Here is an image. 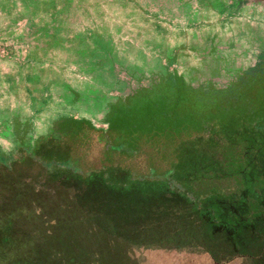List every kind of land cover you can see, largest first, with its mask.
Listing matches in <instances>:
<instances>
[{
    "label": "crops",
    "instance_id": "crops-1",
    "mask_svg": "<svg viewBox=\"0 0 264 264\" xmlns=\"http://www.w3.org/2000/svg\"><path fill=\"white\" fill-rule=\"evenodd\" d=\"M262 9L251 0H0V149L65 118L98 127L105 107L139 85L245 73L264 55Z\"/></svg>",
    "mask_w": 264,
    "mask_h": 264
},
{
    "label": "trees",
    "instance_id": "trees-1",
    "mask_svg": "<svg viewBox=\"0 0 264 264\" xmlns=\"http://www.w3.org/2000/svg\"><path fill=\"white\" fill-rule=\"evenodd\" d=\"M254 70L249 69L246 73ZM259 73L262 74L261 71ZM168 83L170 92L166 95L156 87L153 90L144 89L137 95L139 99H149L150 104L136 102L130 106V103L117 101L111 105L106 118L109 124L107 129L95 127L84 120L65 118L54 123L44 135L20 140L9 153L0 149L1 258L12 260L17 256L21 260L32 261L30 264L35 263L33 259H39V248L30 246L28 242V237L31 239L29 232L31 228H37L38 221L44 222L50 207L68 208L69 212L79 210L85 221L106 233L105 242L111 247L108 250L113 257L125 251L129 256L131 253L138 254V250H154L159 252V257L164 256L165 252L180 253V246L175 242L159 241L162 238H180L182 232H177L175 227L163 231L165 221L161 226L162 217L145 215L140 209L137 210L145 206L144 197L147 195L138 198L144 190L128 185L127 180L133 173L126 169L119 170L123 178L118 183L110 176V166L104 163L109 162L115 153H131V159L147 170L151 167L145 161L148 148L165 145L168 150L164 164L166 174L172 176L183 168L185 160H193L196 149L198 153L205 152L200 165L208 164L204 160L209 156L217 166L233 163L248 168L247 175L234 170L223 172L220 175L224 179L233 180L239 176L244 185L253 183V180L260 181L259 177L264 181V97L260 100L259 109L255 108V102L248 100L237 108L234 103H225L221 112L209 115L207 121L200 120L195 126L192 125L191 114L178 112L180 102L186 101L185 89L189 87L184 86V82L178 78ZM260 92L263 95L264 88ZM244 93L251 99L258 92L254 95L246 90ZM165 102L168 104L164 105ZM94 144L101 149L99 158L94 157L102 162L100 170H80L83 151ZM88 176L90 179L85 181L84 178ZM242 188L236 198L242 203L237 206H241L244 213L249 215L250 204L256 197H250L245 186ZM261 199L256 203L263 205L264 197ZM59 215L65 214L62 212ZM59 215L55 217L56 223L73 224L75 216H67L66 220V217ZM263 216L262 213L256 215L247 229L258 231L260 247L264 248ZM19 226L23 228L24 235H28L20 237L19 244H14V235L5 237L3 230ZM154 227L160 228L152 231ZM64 229L61 233L67 240L78 237L77 232ZM113 241L118 244V252L114 249ZM72 257L74 254L68 259L74 260ZM119 263L123 264L121 261ZM139 264H143L142 261ZM160 264H175V261L161 259Z\"/></svg>",
    "mask_w": 264,
    "mask_h": 264
},
{
    "label": "rangeland",
    "instance_id": "rangeland-1",
    "mask_svg": "<svg viewBox=\"0 0 264 264\" xmlns=\"http://www.w3.org/2000/svg\"><path fill=\"white\" fill-rule=\"evenodd\" d=\"M251 1L264 5V0ZM262 12H264V9H262ZM254 68L256 70L252 72L246 73V71L228 79H216L215 82L211 81L201 86H189L188 89H185L186 99L184 100L186 101L180 102L178 112L180 114H191L192 125L196 126L200 120L207 121L209 115H217L225 108V103L228 102L234 103L237 108L245 100H248L255 102V108L259 109L260 100L264 97V94L261 95L260 92L264 88V62L262 59L260 65H256ZM260 71L262 74L259 73ZM170 80L160 83L155 82L156 84L154 83L152 90L156 87L161 90V93L168 94L170 92L168 81ZM183 85L186 86L185 83ZM151 86L150 83L136 86L128 91L129 95L118 101L130 103V106L135 105L136 102H139L138 104L144 102L150 104L149 99L146 97L139 99L137 95ZM246 90H250L254 95L258 92L257 96L255 95L254 98L249 99L248 94L244 93ZM229 96H232V98H229ZM155 98L154 96L153 99ZM162 98H160L161 102ZM167 104L165 102L164 105ZM105 108L110 109V107ZM106 118L105 115L100 121L96 122V125L101 129H107L109 124ZM11 150H8V153ZM100 150L95 144L85 148L81 155L80 170H100L102 164L98 160ZM196 151L194 149L195 157L193 160H185L182 163L183 168L172 176L166 174L167 170L164 164L168 150L165 145L148 148L145 161L150 163L151 167L146 168L147 170L141 167V163L132 160L129 152L115 153L109 162L104 163L110 166V176L115 179L116 183L121 182L123 178L119 170L126 169L133 173L127 180L128 185L133 188L140 187L144 190L142 194L138 195V198L147 195L144 197L145 206H140L137 210L140 209V212L145 215L162 217L161 226L163 220L165 221L163 231L175 227L178 230L177 232H182L183 235L180 238L174 240L173 238H162L159 241L175 242L176 245L180 246V253L165 252L164 256L159 257L157 251L138 250V254L131 253L129 256L128 252L125 251L113 257L108 250L111 247L105 242L106 233L85 221L79 210L69 212L68 208L62 210L50 207L44 222L38 221L37 228H31L29 232L31 239L28 237V242L31 243L30 246H37L35 248L40 250V257L37 256L39 259H33L35 260L34 264H120L119 261L123 264H139L141 261L143 264H160L161 259L167 262L175 261V264H264V248L260 247L258 241L260 235L257 230L247 229V225H252V219L256 215L264 214V204L256 203L260 201L261 197H264V181L259 177L260 181L253 180V183L244 185L241 183L242 180L239 176L233 180L224 179L220 175L223 172L234 170L247 175L249 173L248 168L233 163H228L226 166H217V163L209 156H207L208 160H204L208 164L200 165V159L205 152L201 154ZM84 179L88 181L90 176ZM244 186L250 197L257 198V200L254 198L255 202L252 201L250 204L251 209L249 210L251 213L249 212V215L244 213L245 210L241 206H237L240 202L236 201ZM62 212L65 215H59ZM56 215L66 217V220H68L67 216H75L73 217L74 221L70 220L73 224L56 223ZM64 228L77 232L78 237H70L67 240L61 233L65 230ZM159 228L154 227L151 229L157 231ZM3 231L5 237H9V234L14 235L16 239L13 242L14 244H19L20 237L28 235L27 233L24 235V230L20 226L16 229L5 228ZM113 243H115L114 249H117L118 252V244L115 241ZM92 248L95 249L91 251ZM99 249H102V251ZM63 253L68 255L65 256ZM73 254L74 257L72 258L74 260H69L68 258ZM29 262L21 260L17 256L12 260L0 257V264L32 263V261Z\"/></svg>",
    "mask_w": 264,
    "mask_h": 264
}]
</instances>
